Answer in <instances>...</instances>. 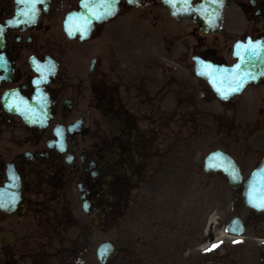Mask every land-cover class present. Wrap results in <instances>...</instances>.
Instances as JSON below:
<instances>
[{
    "label": "flooded vegetation",
    "instance_id": "af4514ba",
    "mask_svg": "<svg viewBox=\"0 0 264 264\" xmlns=\"http://www.w3.org/2000/svg\"><path fill=\"white\" fill-rule=\"evenodd\" d=\"M111 11L98 22L82 0H0V264H100L104 240L118 249L109 264L119 239L133 245L146 219L135 258L156 254L152 263L161 264V211L132 218L154 203L161 209L163 118L191 117L198 137L213 132L217 113L264 115V78L220 100L195 71V57L231 66L237 43L264 50V0H113ZM72 13L89 21L83 36ZM197 116L207 123L196 125ZM240 132L247 141L259 130ZM262 137L247 145L258 158L245 175L218 146L244 179L264 157ZM242 190L232 191L259 252L264 213L244 206Z\"/></svg>",
    "mask_w": 264,
    "mask_h": 264
},
{
    "label": "rangeland",
    "instance_id": "374dc122",
    "mask_svg": "<svg viewBox=\"0 0 264 264\" xmlns=\"http://www.w3.org/2000/svg\"><path fill=\"white\" fill-rule=\"evenodd\" d=\"M247 93L242 95V103ZM190 119L184 115L163 118L167 125L161 136V209L157 208L160 202L154 203L156 208L154 205L153 209L150 205L136 209L134 213L137 214L132 219L136 221L141 217L144 221L146 214L152 210L161 211V264H206L211 261L219 264H257V251L261 245L255 239L253 226L244 239L228 237L224 231V225L232 215L246 216L245 210L235 201L237 196L228 189L223 179L204 175L201 167L205 153L225 146L244 163L247 167L244 173H248L258 154L254 150L246 151L247 145H263L264 128L258 123L264 122V115L258 110L248 116L238 111L217 113L212 116L213 132L200 131L198 137L190 136ZM206 119L197 116L195 124L205 125ZM244 124L257 125L259 130L247 141L240 132ZM221 126L227 127V132L220 131ZM194 165L197 166L196 175L191 173ZM147 220L137 230L138 238L133 245H128L123 237L119 239L121 253L109 264H153L157 260L156 254L147 258L145 263L141 258H135L138 254L135 252H141L140 237L146 241L141 231L144 233ZM146 238L150 239V234ZM213 245L217 247L213 248ZM129 250L131 254L126 257Z\"/></svg>",
    "mask_w": 264,
    "mask_h": 264
},
{
    "label": "water",
    "instance_id": "95a60500",
    "mask_svg": "<svg viewBox=\"0 0 264 264\" xmlns=\"http://www.w3.org/2000/svg\"><path fill=\"white\" fill-rule=\"evenodd\" d=\"M234 54L238 57V62L231 67H210L196 59L197 74L209 82L217 97L220 99H228L233 94L240 92L246 84L257 82L264 75V51L249 50L240 54L236 50ZM237 80L242 83L239 90L230 92L227 98H222L217 89H220L221 91H229L230 88L235 87ZM203 162L204 171L212 173L221 171L227 177L228 185L231 188H237L241 183L242 177L240 168L230 155L225 154L220 150H215L207 154L204 157ZM234 176L237 178L233 179ZM262 177H264V160L250 174L244 184L243 191L245 205L257 212L264 211V208L254 206V203L258 204L261 198H264V181H262ZM226 231L233 235H241L244 231L241 219L239 217L232 218L226 226ZM115 249L116 248L113 244L103 242L97 253L99 261L103 264L106 259L115 252ZM260 255L264 256V252H260ZM208 264L217 263L211 262ZM260 264H264V262H261Z\"/></svg>",
    "mask_w": 264,
    "mask_h": 264
},
{
    "label": "snow or ice",
    "instance_id": "6c2138e0",
    "mask_svg": "<svg viewBox=\"0 0 264 264\" xmlns=\"http://www.w3.org/2000/svg\"><path fill=\"white\" fill-rule=\"evenodd\" d=\"M22 2H30L32 4L38 3L39 0H22ZM113 3V0H99V3L94 4L93 0H82V6L85 9L89 10V14L93 16L96 20H101L104 18L106 15H112L114 14L111 11V5ZM104 8V11H99L98 9L100 7ZM82 23L76 24L75 27V32H79L82 36L88 31V19L87 17H84L83 15L79 18ZM74 32L72 30L69 31V35H73ZM2 59V58H0ZM51 71V69H49ZM242 86L241 81L237 80L235 83V87H232L229 89V91H221L220 89H217L219 94L222 96V98H227V96L230 94V92H235L239 90V88ZM11 107V106H10ZM237 177H233V179H236ZM262 181H264V177H262ZM250 195V200H251V193ZM255 207L259 208H264V198H261L260 202L258 204L254 203ZM217 247V245H213V248Z\"/></svg>",
    "mask_w": 264,
    "mask_h": 264
}]
</instances>
